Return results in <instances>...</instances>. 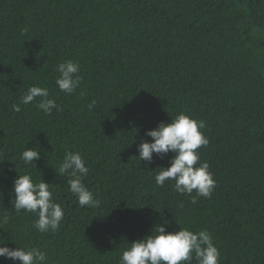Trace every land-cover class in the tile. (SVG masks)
<instances>
[{
  "label": "trees",
  "instance_id": "16d2710c",
  "mask_svg": "<svg viewBox=\"0 0 264 264\" xmlns=\"http://www.w3.org/2000/svg\"><path fill=\"white\" fill-rule=\"evenodd\" d=\"M69 59L81 77L71 95L56 85ZM31 86L47 87L63 110L45 115L39 97L22 104ZM182 112L205 121L199 151L216 180L195 204L175 181L155 183L174 153L148 166L136 158L146 133ZM26 148L41 158L25 165ZM75 151L99 208L81 207L58 173ZM0 169L2 246L38 247L46 264H119L165 221L173 232L207 229L220 264H264V0H0ZM26 170L65 212L55 232L13 208Z\"/></svg>",
  "mask_w": 264,
  "mask_h": 264
},
{
  "label": "clouds",
  "instance_id": "9594fccd",
  "mask_svg": "<svg viewBox=\"0 0 264 264\" xmlns=\"http://www.w3.org/2000/svg\"><path fill=\"white\" fill-rule=\"evenodd\" d=\"M56 71L60 74L56 79L59 90L68 95L73 94L81 84V77L78 75L79 62L69 59L59 63ZM37 97L40 99L36 107L45 115H51L53 109L58 112L63 110L55 99L49 98L47 87L31 86L21 97V103L28 105ZM95 105L96 101L93 100L88 107L91 110ZM13 110L20 112V105L14 104ZM205 128L204 120L179 113L171 122H161L155 129L146 133V136L152 139L139 144V156L136 157L148 166L153 162L154 154L163 158L170 152L174 153L169 167H158L160 171L155 176V183L163 187L166 181H175L174 190L181 195L190 196L193 204L197 202L198 197L210 198L216 187L210 165L201 160L199 151L201 147L209 144V139L203 131ZM40 158V151L36 148H26L21 156L25 165H31ZM58 173L69 176L68 190L74 194L81 207L101 206V201L84 183L89 168L79 151L65 153ZM3 174V169H0V175ZM13 191L15 198L12 204L17 213L22 210L36 213L38 219L34 227L41 233L58 230L65 212L61 204L54 199L49 183L44 180L34 181L32 173L26 170L24 174L18 172ZM194 191L195 196L192 195ZM7 219L5 215L3 222H7ZM169 226L168 221L154 225L151 235L138 239L123 251L119 264H192L193 259L196 264H220L221 252L207 229L195 232L181 227L179 231L173 232L167 230ZM3 240L0 238V257L19 261L20 264H46L47 254L40 248H27L18 243L16 244L19 247L10 248L2 246Z\"/></svg>",
  "mask_w": 264,
  "mask_h": 264
}]
</instances>
